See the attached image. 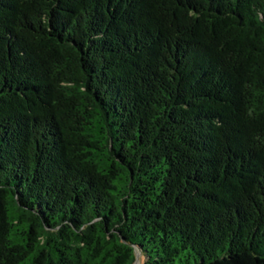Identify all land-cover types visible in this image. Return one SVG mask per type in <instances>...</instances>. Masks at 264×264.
<instances>
[{"label":"trees","instance_id":"trees-1","mask_svg":"<svg viewBox=\"0 0 264 264\" xmlns=\"http://www.w3.org/2000/svg\"><path fill=\"white\" fill-rule=\"evenodd\" d=\"M264 264V0H0V264Z\"/></svg>","mask_w":264,"mask_h":264},{"label":"water","instance_id":"water-1","mask_svg":"<svg viewBox=\"0 0 264 264\" xmlns=\"http://www.w3.org/2000/svg\"><path fill=\"white\" fill-rule=\"evenodd\" d=\"M141 258V253L139 251H136V262L135 264H139Z\"/></svg>","mask_w":264,"mask_h":264}]
</instances>
